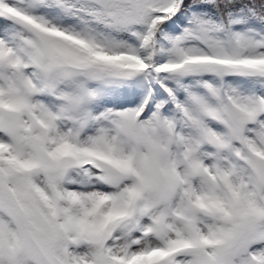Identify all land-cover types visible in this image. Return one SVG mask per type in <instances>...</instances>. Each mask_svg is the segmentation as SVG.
Segmentation results:
<instances>
[{
	"label": "snow or ice",
	"instance_id": "obj_1",
	"mask_svg": "<svg viewBox=\"0 0 264 264\" xmlns=\"http://www.w3.org/2000/svg\"><path fill=\"white\" fill-rule=\"evenodd\" d=\"M0 264H264V0H0Z\"/></svg>",
	"mask_w": 264,
	"mask_h": 264
}]
</instances>
